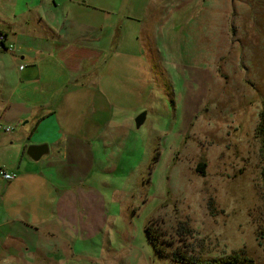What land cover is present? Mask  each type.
Instances as JSON below:
<instances>
[{
    "label": "rangeland",
    "instance_id": "rangeland-1",
    "mask_svg": "<svg viewBox=\"0 0 264 264\" xmlns=\"http://www.w3.org/2000/svg\"><path fill=\"white\" fill-rule=\"evenodd\" d=\"M84 1L118 32L99 70L123 124L83 179L109 220L99 236L70 234L64 264H184L156 254L147 225L167 252L264 264V0H51L46 10L89 22L76 16Z\"/></svg>",
    "mask_w": 264,
    "mask_h": 264
},
{
    "label": "crops",
    "instance_id": "crops-1",
    "mask_svg": "<svg viewBox=\"0 0 264 264\" xmlns=\"http://www.w3.org/2000/svg\"><path fill=\"white\" fill-rule=\"evenodd\" d=\"M6 1L0 0V124L12 131L0 129V168L16 177L0 174V264H37L44 256L43 264H64L70 234L99 236L109 220L104 195L83 179L109 155V139L123 124L111 100L115 88L99 70L118 53L120 39L91 3L76 7L86 22L68 13L56 20L46 10L51 0ZM42 143L49 155L30 160L28 146Z\"/></svg>",
    "mask_w": 264,
    "mask_h": 264
},
{
    "label": "trees",
    "instance_id": "trees-1",
    "mask_svg": "<svg viewBox=\"0 0 264 264\" xmlns=\"http://www.w3.org/2000/svg\"><path fill=\"white\" fill-rule=\"evenodd\" d=\"M3 44V43H2ZM258 134L262 137V142L264 145V113H262V119L258 126ZM205 164L199 166L200 170H204ZM188 230V229H187ZM146 235L149 243L152 245L156 254L162 257H167L170 255V260L172 263H184V264H257L255 259L242 254L235 253L223 258H211L202 259L195 255L189 254L187 251L175 250L174 252H167L160 244L158 240V232H154V228L151 225L146 227ZM264 236V231L261 233Z\"/></svg>",
    "mask_w": 264,
    "mask_h": 264
},
{
    "label": "water",
    "instance_id": "water-1",
    "mask_svg": "<svg viewBox=\"0 0 264 264\" xmlns=\"http://www.w3.org/2000/svg\"><path fill=\"white\" fill-rule=\"evenodd\" d=\"M147 117V112L144 111L139 116L136 117L135 121L138 127H140L145 121ZM50 153V147L47 143L42 144H32L29 145L26 150L27 157L32 161H40L44 157L48 156Z\"/></svg>",
    "mask_w": 264,
    "mask_h": 264
},
{
    "label": "built area",
    "instance_id": "built-area-1",
    "mask_svg": "<svg viewBox=\"0 0 264 264\" xmlns=\"http://www.w3.org/2000/svg\"><path fill=\"white\" fill-rule=\"evenodd\" d=\"M22 68H23V66H22ZM0 129H4L6 132H11L12 131V127H10V126L3 127L1 124H0ZM0 174L5 179H8V180H13L16 177L15 174H12V173L7 172L4 168H0Z\"/></svg>",
    "mask_w": 264,
    "mask_h": 264
}]
</instances>
